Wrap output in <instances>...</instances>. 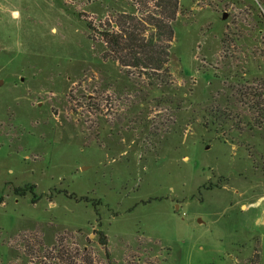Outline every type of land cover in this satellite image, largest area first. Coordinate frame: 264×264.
Here are the masks:
<instances>
[{
  "label": "rangeland",
  "instance_id": "obj_1",
  "mask_svg": "<svg viewBox=\"0 0 264 264\" xmlns=\"http://www.w3.org/2000/svg\"><path fill=\"white\" fill-rule=\"evenodd\" d=\"M135 4L0 0V264H264V5L180 0L155 85L87 27Z\"/></svg>",
  "mask_w": 264,
  "mask_h": 264
},
{
  "label": "trees",
  "instance_id": "obj_2",
  "mask_svg": "<svg viewBox=\"0 0 264 264\" xmlns=\"http://www.w3.org/2000/svg\"><path fill=\"white\" fill-rule=\"evenodd\" d=\"M259 1L264 5L263 0ZM135 5L136 12L113 14L100 30L88 21L87 27L90 33L97 31L105 44L102 54L105 60L116 62L129 76L146 77L155 85L167 84L164 77L170 76L171 50L176 42L174 22L180 13V0H136ZM261 16L264 20V11ZM261 96L259 94L258 98ZM249 97H255V94L251 93ZM256 104L258 110H264L262 103ZM206 111L212 124L219 123V127L236 122V115L233 116L228 109L212 108ZM240 125L236 126L235 123L237 131H242ZM32 188H18L15 193L23 197ZM52 250L55 253L31 264H92L79 254V250L68 253L61 240Z\"/></svg>",
  "mask_w": 264,
  "mask_h": 264
},
{
  "label": "crops",
  "instance_id": "obj_3",
  "mask_svg": "<svg viewBox=\"0 0 264 264\" xmlns=\"http://www.w3.org/2000/svg\"><path fill=\"white\" fill-rule=\"evenodd\" d=\"M16 202H18L17 199L15 200V203H16ZM252 208H253L252 211H255L256 213H264V212L262 211V209L257 208L256 206H253Z\"/></svg>",
  "mask_w": 264,
  "mask_h": 264
}]
</instances>
